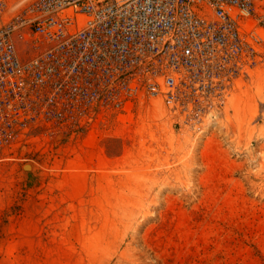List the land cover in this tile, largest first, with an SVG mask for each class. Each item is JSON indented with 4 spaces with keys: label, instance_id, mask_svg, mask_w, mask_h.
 Segmentation results:
<instances>
[{
    "label": "rangeland",
    "instance_id": "1",
    "mask_svg": "<svg viewBox=\"0 0 264 264\" xmlns=\"http://www.w3.org/2000/svg\"><path fill=\"white\" fill-rule=\"evenodd\" d=\"M163 115L143 99L0 161V264H264L251 122Z\"/></svg>",
    "mask_w": 264,
    "mask_h": 264
},
{
    "label": "built area",
    "instance_id": "2",
    "mask_svg": "<svg viewBox=\"0 0 264 264\" xmlns=\"http://www.w3.org/2000/svg\"><path fill=\"white\" fill-rule=\"evenodd\" d=\"M143 99L264 143V0H0V161Z\"/></svg>",
    "mask_w": 264,
    "mask_h": 264
}]
</instances>
